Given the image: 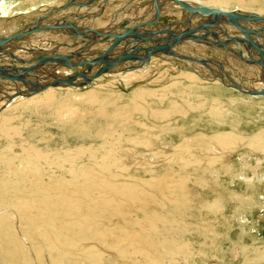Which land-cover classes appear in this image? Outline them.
<instances>
[{
	"label": "rangeland",
	"instance_id": "obj_1",
	"mask_svg": "<svg viewBox=\"0 0 264 264\" xmlns=\"http://www.w3.org/2000/svg\"><path fill=\"white\" fill-rule=\"evenodd\" d=\"M41 1L43 0H37V2ZM67 1L44 0V3H38L35 11L32 10L33 13L17 16V13L22 10L16 9L14 12L5 15L0 14V19L10 22L13 15L16 14V22L10 26L16 25L14 28H18L11 33L19 35L28 22L34 21L40 15L51 16L53 14V16L59 17L60 15L57 14L61 13L63 16L66 14L69 16L68 7L67 9L61 6L52 8L53 5L58 6V4ZM93 1L95 0L89 1L92 3L90 8L93 6L101 7L103 3L102 0H97V4ZM134 1L137 2L138 0H110L107 8L99 14L96 15L88 11L91 13L86 16L81 26L84 28H81L82 31L70 41H73L72 44L66 45L76 46L78 44L76 51L79 46L81 50L87 45L86 43L81 46L85 35L89 36L94 32V30L88 31L89 29L96 25L105 27L108 22V25L112 24L115 16H118L119 12L124 9L126 10L125 13L131 17L119 16L121 21L119 19L118 23L121 29L129 24V20L131 21L133 15L130 14L132 13L130 11H136L134 19L136 17V20L144 19L143 13H148L146 9L150 8L152 3L147 6L146 0H139L137 3ZM198 1L218 9H222L219 8L221 6L225 8L223 10L227 11L253 10V12L264 15V0H226V3H222L223 0ZM79 7L77 11H83ZM191 17L189 15L187 20H191ZM68 19L74 23L79 18L75 14ZM161 19L163 23L158 24L161 29L152 30L154 32H149L151 29H145L146 33H151L153 36L155 35L154 37L165 36L169 31L173 33L170 28L178 24L171 23L170 21L174 20L167 16L163 18L161 16ZM104 20H107V24L104 23ZM164 25H169V28L163 27ZM78 26L80 27V25ZM252 27L250 26L251 31H257V28L252 30ZM19 29L21 30L19 31ZM41 30L36 31L35 34ZM190 30L191 28H186L185 33H189ZM209 30L215 29L209 28ZM123 31L127 33L128 30ZM161 32L165 33L162 34ZM245 37H243L244 40L241 39L242 43L239 42V46L241 45V48L245 46L246 50L244 49V51L251 52L252 55L255 53L258 56L254 54L251 59L260 58L257 51L251 46L255 45L257 50L264 51V34ZM47 38L43 43L54 41L49 37ZM59 38L63 37L59 36ZM42 39L46 38L33 37L32 39L31 37L28 47H41ZM130 39L131 37L127 38L128 41ZM139 39L143 40L142 38ZM127 40L121 42L123 56L133 57L129 56L130 53L133 54L130 51L132 44L128 43ZM143 43L145 45L151 44L149 41ZM12 49L11 47L0 48V56H4L1 58L3 59L10 54L15 56L14 60L19 58L20 54H16L18 49L15 51ZM50 49L51 47L44 46L41 55L37 56L48 57L53 53L55 56L57 53L50 51ZM146 50L144 53L147 57L158 52L155 49ZM24 54L30 55L27 61L39 60L35 55ZM191 59L195 63H201L197 58L192 57ZM63 61L64 59H60L53 66L49 63L47 65L42 63L41 67L46 65L48 71L55 67L54 70L58 71V67L60 68L64 64ZM210 61L214 64L211 66L216 68L215 73L222 71L224 75L227 73L228 76L223 75L219 78L213 75L207 77L205 69L196 68L195 65L187 67L176 61L179 64L173 65L172 63V67H167V64L160 62V68L151 71L153 75L150 78L155 79L152 82L145 84L146 80H137L128 86L124 83L114 84V88L101 90V93L113 97L109 101L125 103L137 92L136 90L145 88L150 92V95L144 99L147 106L145 111L138 109L137 106L135 108L128 107L127 113L123 117L100 118L92 116L100 113L98 109H93L87 114V117L81 119L82 125L51 122L46 126L44 134L35 137L29 130H25L21 134L14 131L0 132V156L2 154L3 156H16L17 165L20 164L18 156L29 146L28 143H35L36 149L48 154H56L61 149H66L67 152L87 150L83 153L84 157H81L79 161V165L83 164L84 168L91 167L94 162L109 163L117 168L123 161H126L125 163L129 161L128 166L130 168L126 174L105 175L99 173L95 177L89 203L97 206V219H84L81 223L85 228L92 225V230L102 224L113 227L117 232L115 238L110 235L108 239L105 236L97 234L93 236L88 233H83L79 237L68 235L64 238L62 234L66 233L69 225L59 221L53 211L48 212L45 206L34 205L26 200L36 196L37 192H12L0 197V264H93L85 250H77L80 246L90 248L89 250L99 259L98 264H264V147L257 148V143L251 139L256 133H260L264 137V108H259L256 103H247L251 106L245 104L241 108H230L228 112L224 109L223 122L221 123L219 117L216 121L198 110L164 118H153L149 114L151 110L165 111L171 101L181 102L188 95L195 101H203L204 98L211 100L214 95L219 93L218 91H221L220 86L224 87L222 84L227 83L224 79L228 78L231 81L237 79V68H231L224 63V60L221 62L215 55H212ZM226 61H232L230 56L229 58L226 57ZM19 62L27 63L19 59L17 62L16 60L14 63L10 62L9 65H19ZM247 65L250 70L261 66L250 63ZM102 67L103 65L100 67L101 70ZM11 69L13 70L14 67ZM181 70L193 71L203 82L215 86L207 88L206 91L195 86L201 92V96H199L194 88L188 86V82L184 78L180 79L185 76L178 75ZM57 75L60 74L57 73ZM27 77L34 76L28 74ZM242 77L244 76L239 75L240 81ZM34 78L39 79L40 77ZM86 79L84 78V80ZM39 80L46 83L47 77L43 76ZM257 83L260 87L264 86V83L259 80ZM76 92L80 91L77 89L71 91L59 89L56 95L57 97L74 96ZM225 92L223 96L227 98L232 96L229 90ZM97 104L96 102L92 106ZM52 112L53 108H44L39 113H34L33 107L30 105L20 107L15 111H4V114L14 116L11 123L15 125L26 121L33 123L42 120L51 121L49 114ZM228 132L242 133L243 137L236 147H229L221 153L219 151L216 155L218 157L208 155L207 158L200 157L196 160H190L191 158L157 155L159 151L155 150L157 147L166 148L165 144H161L162 139L172 145H183V140L186 138H199L206 134ZM138 135H149L152 141L148 145L149 148L140 150L134 159L122 160L115 156L119 144H123L129 138ZM155 135H159V137H155ZM198 144H193L192 148ZM55 161L56 158L51 161L52 165L46 167L41 173L43 180L53 182L61 174L54 166ZM0 166L3 167L4 164ZM166 183H169L170 189L164 187ZM133 185H156L152 189L153 198H151L150 207L137 206L130 215L132 218L146 223L149 218L156 219L157 229L143 227V225L141 229L140 225L138 226L136 223L133 224V227L126 225L127 220H123L124 217L121 216H111L106 204L102 201L107 193L112 196L118 193L119 189ZM178 202L181 205L177 204ZM51 223L54 224L52 227H50ZM135 231L139 232L138 241L127 243L119 240V236L123 233L133 234Z\"/></svg>",
	"mask_w": 264,
	"mask_h": 264
},
{
	"label": "bare ground",
	"instance_id": "obj_2",
	"mask_svg": "<svg viewBox=\"0 0 264 264\" xmlns=\"http://www.w3.org/2000/svg\"><path fill=\"white\" fill-rule=\"evenodd\" d=\"M43 1L0 0V14L5 15L14 12L16 9H21L22 11H19L17 16H25L27 13H33L38 3H42ZM77 1L79 0H68L66 3H60L58 6L53 5L52 7L59 8L61 6L64 7V9H67L68 7L67 13L70 12L72 16L77 14V18H79L77 21H74V23L68 19L69 17H72L70 14L69 16L67 14L66 16H63L61 13H56L57 15H60L59 17H56V15L53 16V14L49 16L42 13L43 15L38 16L34 21L28 22L22 30L19 29V31L21 30L19 35H15V33L13 34L11 31H15L18 27L15 29L14 27L16 25H10L15 24L17 19L15 16L16 14L13 13V19L10 22L0 19V48L11 47L14 51L18 49L16 54L20 55L19 58L15 59L16 62L19 59L27 62H19V65H9L10 62H15V56L10 54L3 59L1 57L4 56H0V109L3 108L0 111V132L14 131L21 134L23 131L29 130L33 137H35L36 135L44 134L46 126L51 122L56 121L59 123H75L82 125L81 119L85 116L87 117V114L92 112L93 109H98L100 113L92 116H98L100 118L123 117L127 113L128 107L135 108L137 106L138 109L145 111L147 106L144 99L150 95V92L145 88L136 90L137 92L125 103L116 102L114 100L109 101L113 97L101 93V90L114 88V84L118 85L124 83L128 86L137 80H146L145 84L152 82L155 79L150 78L153 75L151 71L154 69L158 70L160 68V62L167 64V67H172V63L173 65L181 63L187 67L195 65L196 68L205 69V74L208 75L207 77H211L216 71V68L211 66L214 65L213 62L210 61L212 55L217 56L220 61L224 60V63L231 68H237V79H232V81L228 78L224 79L227 83L222 84L224 87L220 86L221 91H218L219 93L214 95L211 100L204 98L203 101H195L188 95L187 97H184L181 102L171 101L169 107L165 111L151 110L149 111V114L153 118H164L167 116H175L176 114H186L192 110H198L202 114L211 119H215L216 121L217 117H219V122L221 123L223 122L222 114L224 109L228 112V109L230 108H241L247 103H256L259 108H264V94L253 95L244 92V90L257 91L259 89H264V86L260 87V85H257V80H259L260 74L264 73V71H261V66L254 67L250 70L246 64L260 63L252 62L251 58L255 53L252 55L251 52L244 51L245 46L243 48L240 47L241 45L239 46V42H241V39L245 36L254 37L264 34V21L242 19L239 23L240 26H233L229 23L230 21L227 22L225 19L219 18L218 16H213L206 12L200 14L196 12V10L199 11L198 9L200 8L196 3H201L203 5L206 4L198 0H182L187 5H190L195 11L189 14L192 16L191 20H187L189 18L185 14V11L183 12L181 5L174 0H146L145 2L147 6L151 3L152 4L150 8L146 9V12L148 13H143L144 19L141 20L139 17L141 15L138 16L140 20H136L137 17L134 19L136 11H130L132 13H129L133 15L132 19L131 21L129 20L127 26L121 29L118 23L119 19L121 21L119 16L131 17L125 13L126 10L124 9L122 12H119L118 16H115V18L113 15L114 19L112 24L108 25L109 22L107 24V20H104V23L107 24L105 27H100L99 25H94L95 27L91 26L92 28L88 31L91 32L94 30V32L89 36L85 35V39H83L81 44V46L86 43L87 45L81 50L79 46L76 51V46L78 44L76 46L66 44H72L73 41H70L82 31L84 27L82 28L81 26L86 16L91 12L97 15L104 11L110 0L107 2H105L106 0H102L103 3L101 4V7H94L92 5L93 8H90L92 4L89 2L90 0ZM96 1L97 0L93 1V3H96ZM221 2L226 3V0ZM78 7L81 8V10L83 9V11H77ZM219 8L225 9L221 6H219ZM235 12L260 15L253 12V10L244 11L237 9ZM161 16L162 18L165 16L168 18L170 17L171 20H174L170 21L171 23L178 24L177 26L170 28L173 33L169 31L167 35L162 37H160L161 35H158L159 37H154L155 35L153 36L151 33H146L147 29H151L149 32H154L152 30L160 28L158 24L163 23ZM145 18L147 19L145 20ZM46 23L47 25H45ZM78 25H80V27ZM169 25H164L163 27H168ZM42 26L44 27L40 28ZM86 26L87 25L85 24V27ZM250 26H253L252 30L257 28V31H251ZM188 27L191 28V30L189 33H185V29ZM209 28L215 30H209ZM38 30L41 31L35 34ZM123 30H128L129 32L127 31L126 33ZM84 32H86V30ZM161 33L164 34L165 32ZM59 36H62L63 38H59ZM31 37L32 39L33 37L46 39H42V45H40L41 47L39 48L28 47L29 39ZM47 37L54 41H51V43L50 41L43 43V41L48 39ZM79 37L80 35L78 38ZM129 37H131L130 41L127 40ZM138 37L142 38L144 41H149L151 44L145 45L143 43L144 41ZM124 40H127L128 43L132 44L130 45L132 49L129 50L133 54L131 55L130 53L129 56L133 57L123 56L124 52L122 51L121 42H124ZM31 42L34 43L33 41ZM36 43H38L37 40ZM44 46L51 47L50 51L55 52L58 55L60 53V55H68L69 57L67 59L69 62L67 63V60L63 58L64 64H62L60 68L58 67V71L54 70L55 67L48 71L46 70L47 64L44 67H41V60H34L32 62L31 60H29L30 62L27 61L30 55L24 53L35 56L41 55L40 53H42ZM251 47L257 51L260 60L264 62V51L257 50L255 45H252ZM146 49H148V51L150 49H155L158 52L147 57L144 53L147 51ZM10 52L12 51L10 50ZM126 55H128V53H126ZM250 55L252 57H250ZM229 56L232 61L227 62L228 60L226 61V57L229 58ZM192 57L199 59L201 63H195L191 59ZM90 60L97 61L90 65H86L85 62ZM74 62L81 63L75 65ZM34 65L35 67L33 68ZM51 65L53 66L54 64ZM102 65L103 67L101 70L100 67ZM12 67H14L13 70L11 69ZM57 73L60 75H57ZM28 74L40 78L46 76L47 82H42L39 80L40 78L36 79L34 77H27ZM178 75H185L186 77L182 76L180 79L184 78L188 82V86L194 88L199 96H201V92L197 90L195 86H199L204 91L211 86H215L203 82L193 71L181 70L178 72ZM239 75L244 76L241 81ZM224 76H228V74L225 73ZM262 77L264 78V76ZM84 78L87 79L84 80ZM173 85L176 84L173 83ZM59 89H65L66 91L77 89L80 92H76V95L74 96L57 97L56 94ZM226 90H229L232 94L230 98L223 96V94L226 93ZM96 102L98 104L92 106ZM30 105L33 107L34 113H39V111L44 108H53V112L49 114L51 121L42 120L37 123L26 121L12 125L11 121L14 116L4 114V111H15L20 107ZM75 118L79 120L76 119L75 121ZM155 137H159V135H155ZM242 137V133L234 132L224 134L215 133L212 135L206 134L199 138H186L183 140V145H172L168 141L162 139L161 144H165L166 148L157 147L155 150L159 151L157 155L164 154L171 155V157L191 158L190 160H196L200 157L207 158L208 155L216 156L219 151L221 153L229 147H236ZM251 139L253 142L257 143V148L260 149L264 147V137L261 136L260 133L254 134ZM150 143H152V141L149 135H138L129 138L123 144H119L118 151L116 154L113 153L122 160L134 159L140 150L143 148H149L148 145ZM195 143L199 144L192 148V145ZM28 145L29 146H27L24 152L18 156L20 159L19 165H17L16 156H3V154L0 156V165L4 164L3 167L0 166V197H4L12 192H37L36 196L29 197L26 200L34 205L45 206L48 212L53 211L59 221L68 224L69 228L66 233L62 234L64 235V238L68 235L79 237L83 233H88L93 236L94 234H97L99 236L108 237V239L111 235L115 238L117 232L113 227L111 228L106 224H102L92 230V225L85 228L81 223L84 219H97L98 208L95 204L89 203V200L92 197V188L95 177H97L99 173L105 175H114L115 173L126 174L130 169L128 166L129 161L127 163H125L126 161H123L117 168L112 164H100L99 162H94L91 167L84 168L83 164L79 165V161L81 157H84L83 153L87 152V150L67 152L66 149H61L58 150L56 154H48L36 149L37 147L35 143H28ZM55 158L56 161L54 166L61 174L53 182H47L43 180L41 173L46 167L52 165L51 161ZM64 173L66 174L63 175ZM155 186L156 185H133L132 187L121 188L118 193L112 196L110 193H107L102 198V201L106 204L110 215L124 217L123 220H127L126 225L133 227V224L136 223L138 226L140 225L141 229L144 226L157 229L158 223L156 219L149 218L146 223L134 217L132 218L130 215L132 210L137 206L142 205V207L145 208L150 207L149 204L151 198H153L152 189ZM164 187L170 189L169 183H166ZM177 204L181 205L180 202ZM53 225L54 224L51 223L50 227ZM134 233H123L119 236V240L127 243L138 241L139 232L135 231ZM106 234H109V236H106ZM79 249L85 250L88 253V258L93 264L99 263V259L89 250L90 248L80 246L77 250Z\"/></svg>",
	"mask_w": 264,
	"mask_h": 264
},
{
	"label": "water",
	"instance_id": "obj_3",
	"mask_svg": "<svg viewBox=\"0 0 264 264\" xmlns=\"http://www.w3.org/2000/svg\"><path fill=\"white\" fill-rule=\"evenodd\" d=\"M176 3H178L179 5H181L182 7V11L184 12L185 11V14L187 15L188 14V18H189V14L195 12L190 5H187L184 1L182 0H174ZM72 2H75V1H72ZM198 4V6L200 7L196 12H198L199 14L202 13V12H206L210 15H213V16H218L219 18H223L225 19L227 22H229L231 25H235V26H238L240 21L242 19H254L256 21H264V16H261V15H257V14H251V13H238V12H235V11H226V10H223V9H216V8H213V7H209V6H206V5H203L201 3H196ZM240 26V25H239ZM247 35V34H246ZM255 44V43H254ZM69 56L68 55H58V56H54V55H50L48 57H42V56H39L38 59L41 60L42 63H49V64H55L58 62V60L60 59H66L67 60V63L69 62L68 61V58ZM250 57H252L250 55ZM258 57V56H257ZM253 58V57H252ZM97 60H93V61H87L85 62L86 65H90L92 64L93 62H96ZM252 62H259L260 65H261V71L263 72L264 71V62L262 60L259 59H252ZM81 62H74L75 65L79 64ZM35 67V65L33 66V68ZM264 73H261L260 76H259V80L264 82V78L262 76ZM215 77H221L224 75V73H222V71H219L215 74ZM245 93H249V94H253V95H263L264 94V89H259L257 91H254V90H250V91H246L244 90Z\"/></svg>",
	"mask_w": 264,
	"mask_h": 264
}]
</instances>
